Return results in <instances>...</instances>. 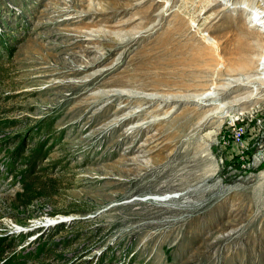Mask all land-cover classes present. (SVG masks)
<instances>
[{"label": "rangeland", "instance_id": "rangeland-1", "mask_svg": "<svg viewBox=\"0 0 264 264\" xmlns=\"http://www.w3.org/2000/svg\"><path fill=\"white\" fill-rule=\"evenodd\" d=\"M263 7L0 0V264H264Z\"/></svg>", "mask_w": 264, "mask_h": 264}, {"label": "bare ground", "instance_id": "bare-ground-1", "mask_svg": "<svg viewBox=\"0 0 264 264\" xmlns=\"http://www.w3.org/2000/svg\"><path fill=\"white\" fill-rule=\"evenodd\" d=\"M223 1V0H222ZM263 5V4H262ZM261 5V6H262ZM262 10L264 11V7L262 8ZM264 17V12L259 16V19L261 18V21H262V18ZM260 21V22H261ZM262 23L264 24V20L262 21ZM259 34V33H258ZM216 48V47H215ZM214 48V49H215ZM216 52V51H215ZM253 63V62H252ZM250 74H253V76L252 77H250V78H248L247 80H246V83L245 84H240V85H249V84H254V82H256V83H258V85L260 84V87H261V85H263L264 84V67L263 68H259V67H252L251 69H250ZM207 95H208V93H206ZM206 94H203V95H201L200 97L201 98H203V97H206L207 99H205L204 101H208V103H210L211 102V99L212 98H209ZM170 198V197H169ZM168 198V199H169ZM174 199H176V198H174ZM173 198H171V199H169V200H165V201H167V202H169V201H171V200H174Z\"/></svg>", "mask_w": 264, "mask_h": 264}]
</instances>
